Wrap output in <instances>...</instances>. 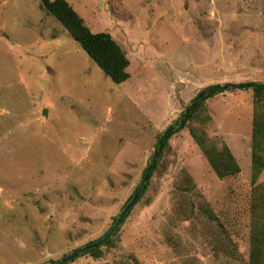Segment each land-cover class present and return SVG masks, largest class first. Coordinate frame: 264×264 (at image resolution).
Returning a JSON list of instances; mask_svg holds the SVG:
<instances>
[{
	"label": "rangeland",
	"instance_id": "374dc122",
	"mask_svg": "<svg viewBox=\"0 0 264 264\" xmlns=\"http://www.w3.org/2000/svg\"><path fill=\"white\" fill-rule=\"evenodd\" d=\"M65 1L121 46L130 78L108 79L40 1L0 0V264H51L101 238L202 90L264 83V0ZM260 105L236 88L208 101L112 246L71 264H264ZM193 129L240 173L220 179Z\"/></svg>",
	"mask_w": 264,
	"mask_h": 264
},
{
	"label": "trees",
	"instance_id": "16d2710c",
	"mask_svg": "<svg viewBox=\"0 0 264 264\" xmlns=\"http://www.w3.org/2000/svg\"><path fill=\"white\" fill-rule=\"evenodd\" d=\"M38 1L41 2L44 10L49 12L59 23L62 24L71 37L80 45V47L108 79L117 85H121L129 80L130 75L128 73V69L130 61L127 54L109 33H93L85 25L84 20L65 0ZM233 88L247 91L252 90L257 104L260 105V101H262L263 104L260 105V107L264 108V83H248L237 86L226 85L225 87L212 86L202 90L181 114L175 125L170 127L160 137L153 160L144 171V178L147 174H149V179L146 184H144V182L141 183L139 189H141L142 192L138 201L147 191L149 181L156 171L158 164L162 159L163 152L172 137L183 131L190 125L191 122L197 120L201 115H203L207 111L206 103L208 101L225 93L226 91L232 90ZM261 118L262 119H257L255 123L252 139L253 162H256V172L260 171V168L264 167V159H262V155L264 153V118ZM191 135L220 179H225L240 173V167L230 149L226 145L219 147V145L203 130L193 129L191 131ZM154 159L156 161L155 164ZM136 194L137 192L131 197L125 209L131 204ZM131 210L124 216L120 214L114 220L112 227L101 238L89 243L82 249L75 250L73 254L51 264H71L86 255H91L97 258L100 257L103 247L112 246L114 236L119 231L120 226L126 221V218ZM254 258H256L255 254Z\"/></svg>",
	"mask_w": 264,
	"mask_h": 264
},
{
	"label": "water",
	"instance_id": "95a60500",
	"mask_svg": "<svg viewBox=\"0 0 264 264\" xmlns=\"http://www.w3.org/2000/svg\"><path fill=\"white\" fill-rule=\"evenodd\" d=\"M162 144V143H161ZM155 159H154V164H155ZM148 179H149V174H147L146 175V177H145V180H144V184H146L147 183V181H148ZM141 192H142V190L140 189L139 191H138V193L136 194V196H135V198L133 199V201L131 202V204L124 210V212H123V216L127 213V212H129L130 210H131V208L136 204V202L138 201V199H139V196H140V194H141ZM76 255V254H75Z\"/></svg>",
	"mask_w": 264,
	"mask_h": 264
}]
</instances>
